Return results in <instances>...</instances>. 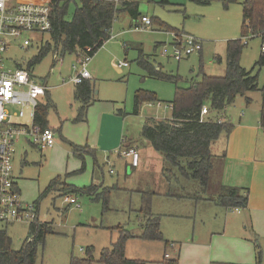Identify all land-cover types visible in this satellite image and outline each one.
<instances>
[{"label":"rangeland","instance_id":"obj_1","mask_svg":"<svg viewBox=\"0 0 264 264\" xmlns=\"http://www.w3.org/2000/svg\"><path fill=\"white\" fill-rule=\"evenodd\" d=\"M161 1L140 0L139 11L141 15L151 20V30L134 29L131 24L135 20L131 21L127 14H121L113 24L111 39L91 58L87 69L95 82L98 101L88 109L86 122L74 120L78 102L73 97L75 84L69 82V78L73 77L76 71L72 67L76 63L74 55H59L62 58L60 62L55 61V55L49 52L39 63L33 65L32 73L35 78L40 82L47 80L49 97H44L43 102L49 100L50 104L55 106L49 108L47 115L48 123L53 126L49 127L54 132L55 143L52 154L53 148L40 151L37 146L31 145L33 144L31 138L25 139L26 136L23 135L19 137L16 144L14 174L18 177V187L24 201L33 203L51 178L60 176L64 179L66 175L64 169L72 168L71 162L75 159L71 155L69 157L70 143L79 145L87 143V138L92 135L94 123L101 111L109 110L111 106L115 114L119 112L117 109H121L122 113L118 115L125 116L123 133L127 142L134 145L140 154H143L145 149H152V153L164 166L161 153L153 150L140 133L147 118L170 117V101L174 98L175 87L169 80L149 77L147 71L137 61L139 51H142L143 57L149 60L153 68L158 65L164 74L182 76L183 80L178 83L182 87L188 86L191 79H199L197 75L200 68L209 75H223L226 41L240 36L243 0H236L227 8L223 6L221 0H213L209 5H197L189 0H168L166 3ZM78 5L79 0H69L67 18L71 17ZM162 25L200 39L203 43L201 53L192 54L177 62L172 58L171 31L161 29ZM28 35L27 33L26 36ZM36 37L26 49L13 47L7 51L4 55L5 61L12 58L28 62L39 51L41 39L42 43L49 40V33H37ZM246 41L247 44L240 56V65L249 70L259 57L260 38H247ZM215 56H219V62ZM119 62H127L129 67L119 72L115 66ZM263 73V69L260 70L259 86L263 81ZM140 89L154 93L155 99L143 102L138 115H135L132 113L133 97L135 91ZM259 93L256 92V95L261 96ZM150 103L153 105L148 106ZM19 121L28 126L31 124L27 115ZM114 158L116 156L111 160L114 164L110 165L97 156L98 167L93 157L88 156L84 172L72 173L65 178L70 186L80 187L88 184L94 165L95 175L103 187L119 186L110 192L108 210H103L101 202L79 193L75 196L81 208L69 205L63 210V196L67 193L63 190L65 185L60 183L56 187L59 196L52 192L39 201L38 220L51 222L53 233L46 235L44 242L39 244L36 264H69L71 256L84 257V249L89 245L94 247V258L97 260L99 250L110 247L117 239V225H122L134 233L139 232L137 210L141 204L140 191L144 190L141 188L149 182V188L157 191L161 182L159 180V182L156 180L155 184L152 182L156 175L154 174L156 169L152 164L146 172L140 169L130 173L126 170L123 159ZM218 161L222 165L215 168L219 167L217 178H211L215 179V183L222 180L220 171L224 170L223 159ZM110 168L113 169V173H109ZM214 176L216 177V174ZM213 189H216L215 186H212ZM189 192H193L196 199L170 200L168 205L175 210L177 216L162 218L160 225L163 238L176 242L177 247L180 246L177 264H256L255 245L260 252L261 264H264V227H254L244 213L236 215L230 210L226 211L213 205L209 194L199 187L191 186ZM162 201L164 204L167 203L166 200ZM224 221L230 223L224 224ZM28 225V222H14L6 226L14 249L20 248L27 235ZM3 227L5 226L0 223V229ZM150 245L157 246L151 248L133 240L128 244V253L136 257L133 259H143L148 261V264H153L150 261L160 259L163 244L157 242ZM169 249L170 247H167V251ZM94 264L101 263L95 261Z\"/></svg>","mask_w":264,"mask_h":264},{"label":"trees","instance_id":"obj_2","mask_svg":"<svg viewBox=\"0 0 264 264\" xmlns=\"http://www.w3.org/2000/svg\"><path fill=\"white\" fill-rule=\"evenodd\" d=\"M49 5L51 8L52 30L49 40L40 46L39 51L28 62L26 67L32 73L33 65L39 63L49 52L58 55L73 54L77 59L80 56H93L98 49L110 38L111 27L118 13H126L132 20L141 18L138 10L140 0H79L70 18L68 15L69 0H35ZM166 0H162L164 3ZM198 5H208L213 0H190ZM236 0H221L225 8ZM242 15L239 38L226 41V62L223 75H209L200 68L198 80L182 87L178 84L182 78L179 75L163 74L152 68L140 54L137 61L149 75L173 81L175 84L174 98L170 101L171 115L169 118L156 119L149 117L141 127V137L147 140L151 147L161 153L164 160L162 175L166 181L180 180L195 181L203 192L208 190L212 174L216 166H221L217 157L211 152V145L223 132L231 129V124L208 115L201 118L200 110L207 104L210 111L222 112L231 105L237 95L247 92L260 91V125L264 128V73L261 86L258 85L259 72L264 71V52L261 51L257 61L247 70L240 65V56L245 46L243 38L258 37L264 42V0H243L241 3ZM255 70V71H254ZM93 85L89 79L76 84L73 91L74 100L80 103L78 114L74 120H83L86 117L88 106L93 102ZM155 94L137 90L134 95L133 113H138L142 102L152 101ZM247 101L248 97L245 98ZM51 107L45 102L37 107L35 121L41 126L48 125L47 114ZM72 153L81 159L82 165L78 172L85 168V155H93L94 151L88 145L70 143ZM95 164L99 167L98 161ZM60 183V176L50 180L40 196L56 189ZM176 185V184H175ZM218 192L208 196L217 205L226 208L246 207L247 197L236 187L219 186ZM118 189L117 185L102 187L91 183L88 186L75 187L65 184L63 190L69 195L76 193L88 195L92 200L101 202L103 210H108L110 192ZM182 187H169L167 196L192 198L194 195H183ZM212 193V194H213ZM141 204L137 210L140 216L139 232L122 225H117L118 237L110 247L99 250L95 260V249L92 245L84 249L82 258L71 256L69 264H147L145 260L128 258L125 255V245L128 239L138 238L149 241H163L160 227L161 217L151 211V201L155 192L140 191ZM213 197V198H212ZM5 226V225H4ZM7 226V224H6ZM6 226L0 229V264H36L37 248L44 242L46 235L53 233L48 222H32L29 224L28 234L19 249L12 247V238L6 231ZM161 264H177V258L166 259ZM256 264H261L260 252L256 256Z\"/></svg>","mask_w":264,"mask_h":264},{"label":"crops","instance_id":"obj_3","mask_svg":"<svg viewBox=\"0 0 264 264\" xmlns=\"http://www.w3.org/2000/svg\"><path fill=\"white\" fill-rule=\"evenodd\" d=\"M19 1H26V0H11L12 3H16ZM28 1H35V0H28ZM166 2H168V0H166L164 3H166ZM139 4H140V2H139ZM138 10H139V5H138ZM139 13H140V11H139ZM121 14H126V13H118L116 15L114 21H113V24ZM140 15H141V13H140ZM127 16L129 17L128 14H127ZM130 20L134 21L132 19H130ZM113 24H112V27H113ZM141 24L142 23H141L140 17H138L137 20H135V22L133 24H131V26L134 29L139 30L138 27L141 26ZM151 24H152V22H151ZM112 27L110 30L111 33H112ZM160 27H161V29H164L165 31H168V32L169 31H171V32L179 31L176 29H171V28L167 27L166 25H162ZM151 29L152 28L150 27L149 30H151ZM180 32H182V31H180ZM111 37H112V34H110L109 39H111ZM45 42L46 41H44L42 43V39H41L40 46L43 45ZM245 44H247V43H245ZM171 45H172V40H171ZM260 46H261V41H260ZM201 51L198 53L200 54ZM260 53H261V49H260ZM140 54L142 55V51H139V55ZM54 55H55V58H54L55 61L62 62L61 61L62 58L58 54H54ZM93 56H91V58ZM172 58H174V57H172ZM185 58H187V57H185ZM215 59L218 62L220 61L219 56H215ZM144 60H146L150 64L148 59L144 58ZM181 60L182 59L176 60V61L179 62ZM90 61H91V59H90ZM90 61H89V63H90ZM119 63L115 64L116 69L119 72H121L122 69L129 67V64H127L126 66H121V65H119ZM154 67L155 68L152 67L154 70L161 72L158 65H155ZM170 75H174V74H170ZM176 75H178V74H176ZM148 76L154 77V76L149 75V74H148ZM180 77L182 78V76H180ZM155 78H157V77H155ZM89 80L92 82V85L94 88V91H93L94 99H93V102L87 108L85 119L78 120V122H86L87 113H89L88 109L90 108L91 105H93V103L98 101V98L96 97L97 92L95 91V82L92 80V78H89ZM182 80H183V78H182ZM191 80H194V79H191ZM62 82L65 83L67 81H62ZM69 82H71V81H69ZM171 82H173V81H171ZM44 83H46V85H47V80ZM74 87H73V91H74ZM174 87H175V84H174ZM256 92L258 93V91H251V92H247L245 95H237L234 102L231 105H229L228 107H226V109L224 111L219 112V113L216 111H210L208 105L205 104V106L209 110L208 116L210 118H213V119L217 118L222 122H227V123L231 124V129L228 132H223L219 136V138L215 142H213L211 145L212 154H214L217 157L219 156L223 159L222 162L224 163V170L220 171L222 173V180H218V183H215V179H211L208 190L205 193H208L209 196H211V194L213 193V190H214V192H216V191L218 192L219 189L217 190L216 187L219 188V186H230V187L238 188L241 191V193L246 194V197H247V205H246V207H240L239 208L240 212H237L235 210V207L226 208L224 206L217 205L212 201H211V203L215 206L224 208V210H226V211L230 210L231 213H236V215L237 214L240 215V214L244 213L245 216L247 217V219L252 222L254 227H264V128L260 125V119H259L260 118L261 96H257ZM48 93H49V89H48L46 97H49ZM135 93H136V91H135ZM259 94H261V93H259ZM246 97L249 98L248 101L245 99ZM149 105H153V104L150 103V104H148V106ZM51 106L55 107L52 103H51ZM79 106H80V103L78 102V107L75 110V117L78 114ZM140 106H139V108H140ZM133 107H134V97H133ZM170 109H171V105H170ZM121 111H122L121 109H117L118 114H121L122 113ZM48 113H49V110H48ZM132 113H133V110H132ZM138 113H139V110H138ZM138 113H136L135 115H138ZM118 114H115L114 108L112 106L109 107V110H102L101 111L99 118L94 123L92 135L87 138V143L84 144V145H88L94 151V157H93V155H85L84 156L85 157V168H86V157H88V156L93 157V159L96 158L95 160H98L97 159V156H98V157H100V160L106 162L107 164H109V163L114 164V162H111V160L114 156H116V158H114L115 160L116 159H123L124 160V166L126 167V170L130 173H133L135 170L139 171L140 169L145 170L144 172H146L149 169V167H151V164H152L154 166V168L156 169L154 171V174L157 175V178H156V175H154V177H155V178H153L154 181H152V180L151 181L155 184V181L159 180L161 182L160 188H159V190L154 191L151 188H149L150 187L149 182H147L148 184L145 183L144 186L141 188L144 190H141V191L151 190V191L156 193L155 196L152 198V201H151V211L153 214L160 215L161 220H162V218H169V217L175 218L177 216L174 212L175 210L173 208H170V206L168 205V202H170V200L192 199V198H194V196L192 198H186V197L179 198V197L167 196L166 193L168 192L169 187L170 186L173 187L176 185L178 187L180 186L183 189L181 193L184 196L185 195L190 196V195H195V194H193V192H189V189H191V186L199 187V185H197L198 183L196 184L195 181H184V180L182 181V180H180L179 181L180 185H179L178 183H175L173 180H171L170 182L166 181V179H164L163 175L161 174L163 164L160 162V160H158L155 157L154 153H152V151H151L152 149L150 150L149 148L145 149L146 151L143 154H140V152H139V164L136 167H131L129 158H123L122 156H120L119 154L116 153V151L121 147H134L135 148V146L132 145L131 143L127 142L126 138L124 137L123 132H124V126H125V116H120ZM47 126L49 127L51 125L48 123ZM51 127H53V126H51ZM25 139H28V138H25ZM18 141H19V138H18L17 142ZM26 141L28 143V140H26ZM145 141L148 142L147 140H145ZM17 142H16V144H17ZM16 144H15V153L13 155V177H14V184H15L16 188L18 189V191L20 193V197H21V192H20V189L18 187V177H17V175L14 174ZM31 145L35 146L34 144H31ZM75 145H79V144H75ZM79 146H83V144L79 145ZM52 148H48V149H52ZM48 149H45V151ZM40 151H43V150H40ZM51 152L53 154L54 148L52 149ZM108 152H110V154ZM112 152H114V154H112ZM70 155L75 159H74V161L71 162L72 168H67V169L65 168L64 169L65 174H66L64 179H62L60 177V184H63V185H65V184L70 185L66 182L65 178L67 179V177L71 176L72 173L80 174V173L85 171V168H84V170L82 172H78V170L80 169V167L82 165V161H81V159H79L73 155L72 150H70L69 157H70ZM112 155H114V156H112ZM61 157L63 158L64 154H62ZM69 157H68V159H69ZM154 161H156V162H154ZM93 164H94V162H93ZM160 164H161V166L159 167ZM95 168L96 167H94V165H93L92 170H91L90 182L88 184H84L80 187L88 186L91 183H94V184H97V185H100L103 187V184L99 183V179L95 175V170H94ZM218 168L216 169V172L212 174L211 178H213V177L217 178ZM160 174H161V176H160ZM215 174H216V177L214 176ZM92 176H93V178H92ZM53 178H51L50 180H52ZM50 180L48 181V183L46 184L44 189L47 188ZM219 182L221 185H219ZM190 184H192V185H190ZM212 186H215L216 189L212 190ZM199 189H200V187H199ZM52 192L56 193L58 196L60 195V194H58L59 193L58 189H53V190L49 191L46 194V196ZM65 196L73 197L75 195L74 194L73 195L65 194ZM65 196H63L64 199H65ZM76 197L77 196H75V198ZM64 199H63V203H64L63 210H65L66 207L70 205L69 203L65 202ZM194 199H196V198H194ZM162 200H166L167 203L164 204V201H162ZM201 200H207V199H201ZM39 201H40L39 197H37L36 200L34 201V203L36 202V205H37L38 216H39ZM230 218L231 217H229V219L228 218L227 219L230 220ZM140 219L141 218L139 216L138 217V223H137L138 227H139ZM161 220H160V225H161ZM44 222H48L51 225V222H49V221H44ZM228 222L230 223V221H228ZM228 222L224 221V224H226ZM12 223H14V222H12ZM12 223H8L7 226L9 224H12ZM28 228H29V225H28ZM27 234H28V230H27ZM163 239H164L163 241H149V240H141L138 238L128 239L126 242V245H125V255L128 258H136L131 253H128V244H131L134 240V241L140 242L141 245L145 244V246H150L151 248L154 246H157V245H150V244L157 243V242H159L160 244H163L162 249L160 250L161 251V257H160V259H158L156 261H150V262H153V264H161V262L163 261V259L165 257V254L168 255V257H165L166 259L178 258L179 253H180V246L177 247L176 242H174V241H170L166 238H163ZM146 242L150 243V244H146ZM167 247H170L169 251H167ZM255 250H256L255 258H256L257 253L259 251V249L256 245H255ZM129 252H131V251L129 250ZM173 255H176V256L173 257ZM146 262L148 264V261H146Z\"/></svg>","mask_w":264,"mask_h":264},{"label":"built area","instance_id":"obj_4","mask_svg":"<svg viewBox=\"0 0 264 264\" xmlns=\"http://www.w3.org/2000/svg\"><path fill=\"white\" fill-rule=\"evenodd\" d=\"M140 20L142 24L138 29L149 30L151 20L144 15ZM51 30L49 5L38 1L12 3L11 0H0V223L3 225L38 221L36 203L23 201L14 184L13 155L18 138L22 135L31 138L32 143L40 150L52 148L55 143L52 128L41 127L35 121L37 107L44 103L43 99L48 92L46 83L37 80L27 69L26 63L12 58H8L7 61L10 62L7 63L4 55L13 47L28 48L37 38V33H49ZM171 36L172 57L176 60L202 50V41L194 35L175 31L171 32ZM247 38H243L244 43H247ZM260 49L264 52V42H261ZM90 59V56L76 59L72 66L76 71L69 81L79 84L84 79L91 78L87 69ZM119 65L126 66L127 62H120ZM208 114V108L202 106L201 118ZM26 115L31 122L30 126L19 121ZM116 153L123 158H129L131 167L139 164V152L134 147H121ZM113 172L110 168L109 173ZM64 201L74 208H81L74 197L65 196ZM235 210L240 212L237 207ZM165 257L168 255L165 254Z\"/></svg>","mask_w":264,"mask_h":264}]
</instances>
